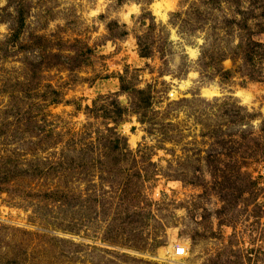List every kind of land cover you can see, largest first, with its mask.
Returning a JSON list of instances; mask_svg holds the SVG:
<instances>
[{"label":"rangeland","instance_id":"374dc122","mask_svg":"<svg viewBox=\"0 0 264 264\" xmlns=\"http://www.w3.org/2000/svg\"><path fill=\"white\" fill-rule=\"evenodd\" d=\"M0 264H264V0H0Z\"/></svg>","mask_w":264,"mask_h":264},{"label":"bare ground","instance_id":"6f19581e","mask_svg":"<svg viewBox=\"0 0 264 264\" xmlns=\"http://www.w3.org/2000/svg\"><path fill=\"white\" fill-rule=\"evenodd\" d=\"M155 9V8H154ZM157 9V8H156ZM159 13V12H157ZM160 16V15H159ZM161 16H163V14H161ZM204 94L207 95V96H212L213 94H215L214 92L210 91V90H205L204 91ZM214 96V95H213Z\"/></svg>","mask_w":264,"mask_h":264},{"label":"built area","instance_id":"2783aa9c","mask_svg":"<svg viewBox=\"0 0 264 264\" xmlns=\"http://www.w3.org/2000/svg\"><path fill=\"white\" fill-rule=\"evenodd\" d=\"M184 254V250L183 249H178L176 251V256H182Z\"/></svg>","mask_w":264,"mask_h":264}]
</instances>
